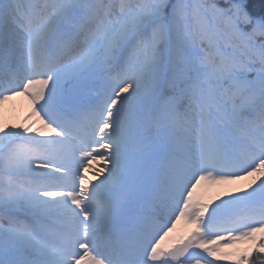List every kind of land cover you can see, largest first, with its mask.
Masks as SVG:
<instances>
[{
  "label": "snow or ice",
  "instance_id": "snow-or-ice-1",
  "mask_svg": "<svg viewBox=\"0 0 264 264\" xmlns=\"http://www.w3.org/2000/svg\"><path fill=\"white\" fill-rule=\"evenodd\" d=\"M0 264H264V3L0 0Z\"/></svg>",
  "mask_w": 264,
  "mask_h": 264
},
{
  "label": "rangeland",
  "instance_id": "rangeland-1",
  "mask_svg": "<svg viewBox=\"0 0 264 264\" xmlns=\"http://www.w3.org/2000/svg\"><path fill=\"white\" fill-rule=\"evenodd\" d=\"M11 103V108L15 116L23 117L25 112L27 111V102L24 100L23 97L15 98ZM5 113L7 114V108L5 106L4 109ZM90 179H93L91 174L89 175ZM215 190H211L208 192V196H214ZM192 229L185 225L183 222H181L177 229L169 236V238L165 241L166 245H178L182 239L186 240L188 235ZM211 259V258H210Z\"/></svg>",
  "mask_w": 264,
  "mask_h": 264
},
{
  "label": "trees",
  "instance_id": "trees-1",
  "mask_svg": "<svg viewBox=\"0 0 264 264\" xmlns=\"http://www.w3.org/2000/svg\"><path fill=\"white\" fill-rule=\"evenodd\" d=\"M264 3V0H253V7L256 8V9H259V7L261 6V4ZM6 108H7V116L8 118L10 119V121H15V119L17 118H22V117H19V116H15L13 111H12V108H11V103H9L8 105H6Z\"/></svg>",
  "mask_w": 264,
  "mask_h": 264
}]
</instances>
